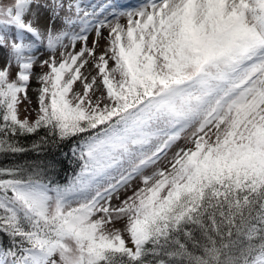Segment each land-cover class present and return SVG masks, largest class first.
Listing matches in <instances>:
<instances>
[{
    "label": "snow or ice",
    "instance_id": "snow-or-ice-1",
    "mask_svg": "<svg viewBox=\"0 0 264 264\" xmlns=\"http://www.w3.org/2000/svg\"><path fill=\"white\" fill-rule=\"evenodd\" d=\"M0 156V264H264V0H0Z\"/></svg>",
    "mask_w": 264,
    "mask_h": 264
},
{
    "label": "trees",
    "instance_id": "trees-1",
    "mask_svg": "<svg viewBox=\"0 0 264 264\" xmlns=\"http://www.w3.org/2000/svg\"><path fill=\"white\" fill-rule=\"evenodd\" d=\"M64 150L67 151V147H65ZM15 159V157L11 156H0V165L10 166L15 161ZM78 171L79 167L77 164L70 163L68 160H65L60 169L58 170V173L52 178L60 184H66L68 180L71 179L72 176H74V174ZM0 243L6 244L7 241L0 237Z\"/></svg>",
    "mask_w": 264,
    "mask_h": 264
},
{
    "label": "rangeland",
    "instance_id": "rangeland-1",
    "mask_svg": "<svg viewBox=\"0 0 264 264\" xmlns=\"http://www.w3.org/2000/svg\"><path fill=\"white\" fill-rule=\"evenodd\" d=\"M5 2H6V0H5ZM91 2L99 3V2H102V0H91ZM114 2L119 4L123 8H134V7L139 6L142 2H144V0H114ZM124 22H125L124 20H121V23H124ZM103 31H104V35L106 36L107 35V29H105ZM91 39H92V37L90 36L89 37V44H91ZM100 43H101V45H104L105 41L103 39H101ZM78 47H79V45H77V48ZM36 70L40 71L39 68H37ZM32 86L33 87L36 86L34 82H33ZM28 94L32 98V101H33L31 108H35V106H36L35 94L31 90H29ZM23 107L24 106H21V118H24L25 115H28L29 119H34L35 118V112H31L30 114L26 113L23 111ZM117 226L120 227V225H117Z\"/></svg>",
    "mask_w": 264,
    "mask_h": 264
}]
</instances>
